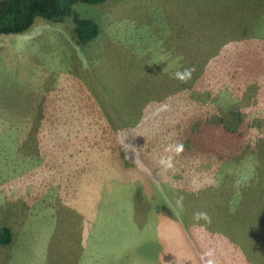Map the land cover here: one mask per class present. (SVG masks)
I'll return each instance as SVG.
<instances>
[{
  "label": "rangeland",
  "instance_id": "obj_1",
  "mask_svg": "<svg viewBox=\"0 0 264 264\" xmlns=\"http://www.w3.org/2000/svg\"><path fill=\"white\" fill-rule=\"evenodd\" d=\"M73 11L0 34V264H264V0Z\"/></svg>",
  "mask_w": 264,
  "mask_h": 264
},
{
  "label": "trees",
  "instance_id": "obj_2",
  "mask_svg": "<svg viewBox=\"0 0 264 264\" xmlns=\"http://www.w3.org/2000/svg\"><path fill=\"white\" fill-rule=\"evenodd\" d=\"M105 0H3L0 1V34H18L28 30L37 18L64 20L72 17L75 33L80 42H87L98 33L97 24L89 18H81L73 11L77 2L98 4ZM8 229L0 231V243L11 239Z\"/></svg>",
  "mask_w": 264,
  "mask_h": 264
},
{
  "label": "clouds",
  "instance_id": "obj_3",
  "mask_svg": "<svg viewBox=\"0 0 264 264\" xmlns=\"http://www.w3.org/2000/svg\"><path fill=\"white\" fill-rule=\"evenodd\" d=\"M192 69H184L183 71H177L175 74H174V78L179 80L181 83H186L190 77H191V74H192ZM179 151H182V146L178 147L177 148V152ZM169 166H171L169 164ZM197 217H205L206 218V214L205 213H198L197 214Z\"/></svg>",
  "mask_w": 264,
  "mask_h": 264
},
{
  "label": "crops",
  "instance_id": "obj_4",
  "mask_svg": "<svg viewBox=\"0 0 264 264\" xmlns=\"http://www.w3.org/2000/svg\"><path fill=\"white\" fill-rule=\"evenodd\" d=\"M13 240V239H12ZM30 256H31V254H30ZM33 263V262H32Z\"/></svg>",
  "mask_w": 264,
  "mask_h": 264
},
{
  "label": "water",
  "instance_id": "obj_5",
  "mask_svg": "<svg viewBox=\"0 0 264 264\" xmlns=\"http://www.w3.org/2000/svg\"><path fill=\"white\" fill-rule=\"evenodd\" d=\"M0 1H3V0H0Z\"/></svg>",
  "mask_w": 264,
  "mask_h": 264
}]
</instances>
